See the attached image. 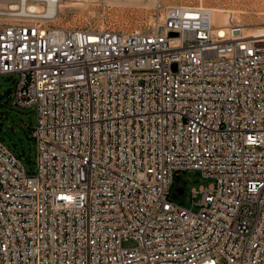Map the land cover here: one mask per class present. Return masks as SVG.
Listing matches in <instances>:
<instances>
[{"label": "built area", "instance_id": "1", "mask_svg": "<svg viewBox=\"0 0 264 264\" xmlns=\"http://www.w3.org/2000/svg\"><path fill=\"white\" fill-rule=\"evenodd\" d=\"M59 2L0 0V76L36 115L34 173L0 141V264H264V37L186 3L64 27ZM179 171L211 180L190 207Z\"/></svg>", "mask_w": 264, "mask_h": 264}, {"label": "rangeland", "instance_id": "2", "mask_svg": "<svg viewBox=\"0 0 264 264\" xmlns=\"http://www.w3.org/2000/svg\"><path fill=\"white\" fill-rule=\"evenodd\" d=\"M59 15L52 24L64 27H90L113 30H141L148 26L157 13L172 4H198L209 8L224 7L252 11L254 17L242 13L246 23L245 32L264 30V0H65ZM81 2V3H80ZM70 4V5H68ZM73 4V5H71ZM76 4V5H75ZM66 8V9H65ZM64 9V10H63ZM260 10V11H259ZM247 11V12H248ZM255 13V14H254ZM235 21V18L233 19ZM238 22V21H237ZM241 22V23H242ZM234 23V22H231ZM18 74L0 76V95L15 89ZM36 125L34 106L20 107L12 102V95L0 97V141L21 162L26 172L34 173L35 142L31 132ZM210 179H204L198 171H179L174 177L169 198L186 207L192 204L191 188L207 186ZM197 198L194 199L197 200ZM196 210V206H192ZM123 246L132 247L133 239L124 241Z\"/></svg>", "mask_w": 264, "mask_h": 264}, {"label": "bare ground", "instance_id": "3", "mask_svg": "<svg viewBox=\"0 0 264 264\" xmlns=\"http://www.w3.org/2000/svg\"><path fill=\"white\" fill-rule=\"evenodd\" d=\"M59 1H60L59 5L57 6V9H56L57 16L59 15L60 10H62L61 9V4L67 2L65 0H59ZM68 5H70V4H68ZM71 5H73V4H71ZM210 9H212V11H213V16H212L213 23H218L219 25L222 26L223 29L231 30L235 26H239L238 30H241L242 33L244 34V36L264 37V30H261V29H255L253 31H250L249 33H248V31H247V33L245 32V28L244 27L246 26L245 25L246 23L242 22V18L244 19V17H242L241 14L244 13V12H245L246 15L249 14L250 17L245 18V20L248 21V20L253 19L252 17H254L253 14H252V11L239 10V9L238 10L227 9V8H224V7H219V8H213L212 7ZM234 18H235V21L233 20ZM231 22H234V23H231Z\"/></svg>", "mask_w": 264, "mask_h": 264}, {"label": "water", "instance_id": "4", "mask_svg": "<svg viewBox=\"0 0 264 264\" xmlns=\"http://www.w3.org/2000/svg\"><path fill=\"white\" fill-rule=\"evenodd\" d=\"M173 35V34H171ZM9 94V90L5 91L3 94L0 95V97L4 96V95H8Z\"/></svg>", "mask_w": 264, "mask_h": 264}]
</instances>
